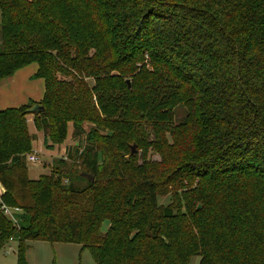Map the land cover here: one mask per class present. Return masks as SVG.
<instances>
[{
  "label": "trees",
  "instance_id": "16d2710c",
  "mask_svg": "<svg viewBox=\"0 0 264 264\" xmlns=\"http://www.w3.org/2000/svg\"><path fill=\"white\" fill-rule=\"evenodd\" d=\"M0 15V82L31 63L44 81L40 102L0 111V204L21 210L17 226L0 211V247L14 239L18 264L34 241L95 264H264V0H0ZM28 115L48 150L90 126L35 180Z\"/></svg>",
  "mask_w": 264,
  "mask_h": 264
},
{
  "label": "rangeland",
  "instance_id": "374dc122",
  "mask_svg": "<svg viewBox=\"0 0 264 264\" xmlns=\"http://www.w3.org/2000/svg\"><path fill=\"white\" fill-rule=\"evenodd\" d=\"M174 112L176 123L183 118L185 110L182 107H178ZM28 117H31V115L26 117V130L28 135L33 137L34 140H32L30 144V150H27L23 155L21 154L23 162L27 167L28 178L37 179L39 177L38 175H48L51 170L50 167L54 165L55 161L62 158L65 159L67 153L69 152L73 155L74 149L78 146H81V148L84 147L85 134L90 129L88 124L82 125L85 134L82 133L79 135H76L72 125L68 124L65 140L58 144H52V142L48 140L47 145H52V150H48L46 149L47 146L45 147L43 145L42 132H35L31 121L27 122ZM127 151H129V148H127ZM138 153H140V150ZM30 154L35 155L38 158V162L30 163L26 161V156ZM150 158L155 161L159 160V157L155 154H151ZM69 163L70 160L68 159V164ZM168 199L169 197L161 198L160 203L165 205ZM15 216L17 218L19 217L18 214ZM7 219L10 221L9 218ZM106 226V223H104L102 227L103 231H105ZM23 260L25 264H95L90 252L78 244L60 242L50 243L46 241L31 242L29 248L23 255ZM18 262L19 257L17 243L15 241L8 240L0 247V264H18ZM199 262L200 257L193 256L190 258L188 264H199Z\"/></svg>",
  "mask_w": 264,
  "mask_h": 264
},
{
  "label": "crops",
  "instance_id": "0c3cea01",
  "mask_svg": "<svg viewBox=\"0 0 264 264\" xmlns=\"http://www.w3.org/2000/svg\"><path fill=\"white\" fill-rule=\"evenodd\" d=\"M36 72L37 64H29L0 82V111L10 108H20L30 102L38 103L42 99L44 81L35 76ZM31 117H28L27 122L31 121L35 132L38 133L33 123V116L31 115ZM29 179L35 180L36 178ZM2 191L0 186V195Z\"/></svg>",
  "mask_w": 264,
  "mask_h": 264
},
{
  "label": "built area",
  "instance_id": "2783aa9c",
  "mask_svg": "<svg viewBox=\"0 0 264 264\" xmlns=\"http://www.w3.org/2000/svg\"><path fill=\"white\" fill-rule=\"evenodd\" d=\"M26 161H28L30 163H36V162H38V158L35 155L30 154V155L26 156ZM66 182L67 181H65V183ZM0 210L6 218L10 219L11 223L14 226L18 225V219L15 215L19 214L21 212V210L19 208H11V207H8V206L1 203L0 204ZM9 240L13 241L12 238H10Z\"/></svg>",
  "mask_w": 264,
  "mask_h": 264
},
{
  "label": "water",
  "instance_id": "95a60500",
  "mask_svg": "<svg viewBox=\"0 0 264 264\" xmlns=\"http://www.w3.org/2000/svg\"><path fill=\"white\" fill-rule=\"evenodd\" d=\"M126 84L128 85V87H130L129 81H126ZM39 108H40V110L42 109L41 106ZM136 152H137L136 146L135 145H131L130 146V153L133 155ZM199 208H200V206L197 207V209H199Z\"/></svg>",
  "mask_w": 264,
  "mask_h": 264
}]
</instances>
